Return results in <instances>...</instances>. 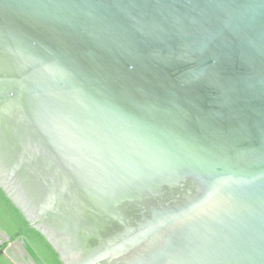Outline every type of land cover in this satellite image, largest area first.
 <instances>
[{"label":"water","instance_id":"obj_1","mask_svg":"<svg viewBox=\"0 0 264 264\" xmlns=\"http://www.w3.org/2000/svg\"><path fill=\"white\" fill-rule=\"evenodd\" d=\"M0 190L61 264H264V0H0Z\"/></svg>","mask_w":264,"mask_h":264},{"label":"trees","instance_id":"obj_2","mask_svg":"<svg viewBox=\"0 0 264 264\" xmlns=\"http://www.w3.org/2000/svg\"><path fill=\"white\" fill-rule=\"evenodd\" d=\"M0 229L9 237L10 241L0 246V264H12L5 255L9 243L23 239V248L36 264H61L57 255L36 231L28 228L20 213L11 205L0 190ZM9 254V252H8Z\"/></svg>","mask_w":264,"mask_h":264},{"label":"flooded vegetation","instance_id":"obj_3","mask_svg":"<svg viewBox=\"0 0 264 264\" xmlns=\"http://www.w3.org/2000/svg\"><path fill=\"white\" fill-rule=\"evenodd\" d=\"M11 258L15 261L20 262V263H26L27 262V258L21 252L20 246L17 248H13L12 250L9 251V259L12 260Z\"/></svg>","mask_w":264,"mask_h":264},{"label":"crops","instance_id":"obj_4","mask_svg":"<svg viewBox=\"0 0 264 264\" xmlns=\"http://www.w3.org/2000/svg\"><path fill=\"white\" fill-rule=\"evenodd\" d=\"M2 230V229H1ZM3 231V230H2ZM6 251V250H5ZM5 255H6V252H5Z\"/></svg>","mask_w":264,"mask_h":264}]
</instances>
